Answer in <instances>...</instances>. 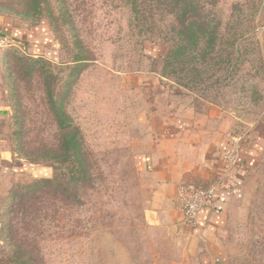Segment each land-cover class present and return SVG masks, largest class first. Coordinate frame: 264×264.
<instances>
[{
  "label": "rangeland",
  "instance_id": "obj_1",
  "mask_svg": "<svg viewBox=\"0 0 264 264\" xmlns=\"http://www.w3.org/2000/svg\"><path fill=\"white\" fill-rule=\"evenodd\" d=\"M141 2L138 13L128 0H47L33 14L23 0H0V22L47 36L41 52L0 38L2 146L51 169L0 186V264H264V0H216L206 13L217 56H178L184 68L165 61L179 39L169 7ZM170 106L220 109L244 165L241 194L200 250L197 224L145 219L155 182L143 156L156 113ZM69 135L86 169L73 192Z\"/></svg>",
  "mask_w": 264,
  "mask_h": 264
},
{
  "label": "crops",
  "instance_id": "obj_2",
  "mask_svg": "<svg viewBox=\"0 0 264 264\" xmlns=\"http://www.w3.org/2000/svg\"><path fill=\"white\" fill-rule=\"evenodd\" d=\"M46 37V33L42 34L35 27L0 22V38L24 49L31 44L34 52L43 50ZM167 109L162 116L156 113L158 117L154 120L150 148L143 156L142 168L155 182L145 219L154 227L177 230L181 226L183 229V189L216 184L215 206L200 212L197 233L191 240L192 249L200 250L203 244L200 238L209 240L215 230L224 226L230 205L237 199L239 191L242 192L244 165L239 161L236 166H231L223 159L228 149L238 145V138L218 108L212 107L206 114H197L191 108L185 109L184 113L171 112V106ZM8 115V109L0 104V124ZM23 174L49 177L51 169L14 158L2 146L0 136V186L8 177Z\"/></svg>",
  "mask_w": 264,
  "mask_h": 264
},
{
  "label": "trees",
  "instance_id": "obj_3",
  "mask_svg": "<svg viewBox=\"0 0 264 264\" xmlns=\"http://www.w3.org/2000/svg\"><path fill=\"white\" fill-rule=\"evenodd\" d=\"M46 1L23 0L29 7L33 8V14H39ZM128 2L136 12H140L141 0H128ZM215 4L216 0H164L162 2V5L169 7L170 10H167V13L172 14L179 25V28H177L178 45L176 49L170 48L165 55L167 66L173 67L177 64L178 67L184 68L186 61L183 58H178V56H217L212 53L217 50V40H219L218 26L212 24L208 17L209 13H206ZM64 145L68 154L71 155L75 151L74 154L78 160V164L67 183V187H70L69 189L73 192L77 183L83 181L86 169L84 159L79 154V144L75 135L67 136ZM61 184L58 183L57 186H61ZM74 196L75 194L70 193L68 197Z\"/></svg>",
  "mask_w": 264,
  "mask_h": 264
},
{
  "label": "built area",
  "instance_id": "obj_4",
  "mask_svg": "<svg viewBox=\"0 0 264 264\" xmlns=\"http://www.w3.org/2000/svg\"><path fill=\"white\" fill-rule=\"evenodd\" d=\"M223 159L231 166L238 164L237 154L234 148L228 149L224 153ZM217 192L218 186L216 184H212L206 188L194 186L184 188L182 191V204L185 223L196 225L200 212L215 206Z\"/></svg>",
  "mask_w": 264,
  "mask_h": 264
}]
</instances>
